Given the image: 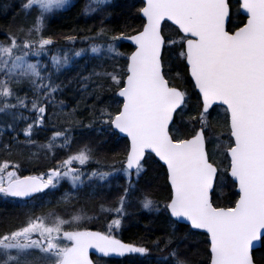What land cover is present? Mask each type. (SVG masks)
<instances>
[{
    "label": "snow or ice",
    "instance_id": "snow-or-ice-1",
    "mask_svg": "<svg viewBox=\"0 0 264 264\" xmlns=\"http://www.w3.org/2000/svg\"><path fill=\"white\" fill-rule=\"evenodd\" d=\"M68 2L23 0L21 11L33 17L31 27L19 30L22 40L10 32L0 42V113L11 117L5 125L11 132H17V122H25L20 132L28 143H33L34 131L44 124L47 104L60 89L51 72L45 75L48 65L39 62L53 44L44 35V21ZM108 2L90 0L84 14ZM233 7L232 0H144L139 13L145 22L135 35H109L101 28L89 38L93 43L88 49L74 52L81 57L103 50L117 62L112 71L93 75L101 91L115 89L110 99L118 107L113 111L96 94L93 108L102 102L104 106L93 112V121L86 126L99 125L97 131L111 138L126 137L119 167L113 164L109 171L88 173L89 182L110 181L114 176L126 181L116 205L101 208L116 214L109 229L121 228L126 204L146 175L148 160L155 158L165 169L169 195L163 207L147 195L140 205L147 211L163 212L173 225L182 221L186 228L206 233L208 264H255L254 244H264V0H236L235 11ZM241 13V22L229 30V22ZM165 22L174 26L178 39L164 35ZM66 39L75 41L76 37ZM120 40L131 41L134 50L127 55L120 52ZM166 46L176 50L184 66V73L177 71L176 77L190 76L197 94L194 107L189 104V91L170 81V73L164 70ZM70 59L67 52L63 57L51 55V67L60 72ZM20 85L30 86L31 101L14 88ZM25 111L32 115L25 116ZM221 112L222 120L218 119ZM213 128L223 131L217 134ZM69 131L55 130L41 147L53 159L57 149L70 151ZM92 159V147L84 145L40 174H23L19 163L0 164V196L31 205L20 226L0 234V264H93L90 249L105 257L136 254L141 264H153L146 246L123 243L110 233L80 230L82 212L70 219L51 210L34 214L35 201L54 194L63 181L73 190L83 188L85 173L76 165L85 166ZM222 168L238 196L226 207L211 199ZM70 195L65 193L57 203L68 202ZM173 236L170 233L167 240L154 242L156 250L167 252L155 264H185L177 248L171 247Z\"/></svg>",
    "mask_w": 264,
    "mask_h": 264
},
{
    "label": "trees",
    "instance_id": "trees-1",
    "mask_svg": "<svg viewBox=\"0 0 264 264\" xmlns=\"http://www.w3.org/2000/svg\"><path fill=\"white\" fill-rule=\"evenodd\" d=\"M12 3L13 0H5L2 7H4V5H11ZM232 4L234 6L233 11H235L236 2L232 1ZM141 6L142 3L140 0H111V3L108 2L106 6L104 5L102 7V10L96 12V15H99L94 18L95 14L93 16L83 14L82 0H78L69 8V11L65 13V16H67L65 19L59 20L53 24L54 29L52 30L54 32L63 31L67 34L73 33L72 36H78L79 33L86 37L88 35H92L90 33H96L103 28L109 35L124 33L129 36L142 28L143 20L139 16V9ZM8 8L9 7H4L3 11L0 13L2 14L0 16V26H2V30H6L9 33L11 31L16 32V29H18L16 25H18V23L15 21V14L11 16ZM78 15H83L82 21L78 20ZM105 15L109 16L107 20L104 18ZM241 19H243L241 15L234 16L231 22L227 25L229 30L232 29L235 24H239ZM13 22L14 24L16 22L14 27L12 26ZM164 35L166 37L178 39L174 27L168 23H165L164 25ZM117 47L118 50L125 55H127L132 49L130 45L122 42H118ZM165 51L167 53L174 51L173 55L175 56V60L172 57L167 59V69H169V64H176L179 68V72L184 73L183 68L179 64L180 61L176 58V50L166 46ZM169 54L171 55L172 53ZM80 60L86 67L82 66L80 68L73 64V66H70V68L66 71L70 77L67 82H64L63 84L67 85V89L70 90H68L67 96L54 97L52 104V124H50V128L46 132V136L48 137L49 134H53V132L57 129H69V135L73 141V145H70V151L57 149L56 158L53 159L52 153H48L46 148L41 147L42 145H45V140L41 139L40 136L42 130H38L37 138L33 140L36 143V162H29L26 159L25 154L27 153V145L32 143L26 142V138L23 136L22 132L20 134V129H17V132H11L6 126H0V164L5 162L10 165L13 163H19L22 165L21 171L23 174H40L41 172H45L49 168L54 167L60 158L65 157L70 153H75L79 147H82L80 145L84 143H90L92 145L90 147H92L94 155L103 154L96 151L98 148L102 147V139L111 138L110 134L106 132L103 134L99 133L97 131L100 127L99 125H94L92 128L86 126L93 121V112H98L99 107L104 106L103 102L109 103L112 110L115 111L118 105L110 99L113 97L115 89L113 88L109 91L107 87H105V89L101 91L96 86L98 83L96 78H85H88L95 72L112 71V63L116 64L117 62L114 60L111 62L108 61V66H97L96 68L95 63L90 65V67H87L86 62H84L85 60ZM184 76H186L189 81L187 75L184 74ZM56 84H58L61 88L62 83ZM96 94L102 96L103 102L97 104V107L94 109L93 104L97 103L95 100ZM71 95L74 96L73 99H71ZM115 99L118 100L117 98ZM189 104L191 105L192 102L189 101ZM62 115L67 116L66 120L65 118H62ZM17 133H19V135H17ZM99 143L101 145H98ZM107 147L112 146L109 144L108 146L103 147V150H106ZM18 149H20L19 151H21L22 156H18ZM31 150L32 148L30 151ZM105 153L110 155L109 152ZM151 160L152 159H149L148 162H151ZM160 172H163L161 166L149 167L146 175H144L136 185L133 192L134 207L132 210L135 226L125 232V238L126 240L130 239L135 241L139 239L143 242L154 243L157 240H167L168 234L174 233L173 240H177L178 238H184L185 240L182 247L179 248V251L182 252L180 259L185 260V264H206L208 260L206 246L199 242V234H196V236H190L187 233V235L176 236L175 234L179 233L172 231L169 228L168 223H165L162 220L163 218H155L156 214L154 210L147 212L140 205V199H142L145 195L149 196L154 201H161L162 198H165L166 194L168 198L169 190L165 184L164 175H161ZM66 187L69 188L67 184L61 183V186L54 191V194L43 197L42 201H35V203H45L47 207L39 212L34 210V214L41 215L42 213L51 210L64 219H67L68 214L64 213L65 206L62 205L61 208L57 205V201L62 197V192L67 190ZM227 195H224L223 197L219 196L220 198L218 197V201H220V203L227 202V204H231L234 197V193L231 191V188L229 194ZM4 199L5 201L3 203L0 202V228L4 227L6 230L9 228L14 230L20 226L22 222H24L26 215L31 210V205H25L23 202L8 198ZM48 201H51V203H47ZM68 208L72 215L77 214V204L69 206ZM95 211V204H91L90 207H88V213L94 214ZM138 218L143 220L139 221ZM75 227L76 225L73 226V228ZM9 231H4V233ZM253 258L256 264H264V244L261 243V247L253 253Z\"/></svg>",
    "mask_w": 264,
    "mask_h": 264
},
{
    "label": "flooded vegetation",
    "instance_id": "flooded-vegetation-1",
    "mask_svg": "<svg viewBox=\"0 0 264 264\" xmlns=\"http://www.w3.org/2000/svg\"><path fill=\"white\" fill-rule=\"evenodd\" d=\"M77 1L78 0H71L72 5ZM3 3H4V0H0V7L3 6ZM21 3H23V0H13V3H12L13 7L11 6L12 4L11 5L9 4V8L12 7L13 10H11V11H14V13H15V21H17V23H18L19 18L23 14V12L21 11ZM71 6H69V2H68V4H66V6L63 9L58 10V11L54 12L53 14L49 15L44 21V28H43L44 35H45V37H50L53 40V44L51 46H49L50 51H53V55H58L60 57H63L65 52H67L69 55V50L71 48H69L68 39H65L64 43H62V45H61L60 43H61L62 39L59 38V35L62 33V31H55L54 32L52 29H54L53 24L55 22L62 20V19H65L67 17V16H65V13H67L69 11V8ZM2 8L4 9V7H2ZM2 11L3 10H1L0 13ZM9 11H10V9H9ZM96 33L93 32V35H95ZM82 36H83V34L78 33L77 37H82ZM64 37L67 38L68 36H64ZM72 37H76V36L74 35ZM173 52L174 51L169 52V53H172L171 54L172 56L169 53L165 54L166 61L169 57H172L175 60V56L173 55ZM179 64L183 68V71H184V66H182L181 63H179ZM45 65H48V68L45 70V75H47L49 72H51V76L53 77L52 81L54 83H62L61 88H60L61 90L57 91L55 95H61L62 97H64L65 95L67 96L68 95L67 94L68 93L67 85H64L63 83L67 82L68 78L70 77L68 75V73H66L65 75H59V72H56L55 69H53L51 67V60H49V62ZM169 65H168L169 69H167V63H166V67L164 70L166 73H170L168 76L170 81H173L174 84L178 87H182V88L187 89L189 91L190 96H191V99L189 101L192 102V104L196 105L197 104V94H195L190 80L188 81L186 76H184L183 79L177 78L175 74L177 71H179L178 66H176V64H169ZM63 69H67V68L65 67ZM62 70H61V72H62ZM187 77L189 79L188 75H187ZM16 90L18 91L20 96H25V94H27L29 101H31L33 99V93L31 91L30 86L25 87V88H19L18 87V89H16ZM51 106H52V101L48 102V104H47V113L45 116V122L47 124H52V122L48 120V117L50 116V113H51ZM23 114H25L28 117H30L32 115L31 113H29L27 111H25ZM23 122L24 121H19L18 125H20V124L22 125ZM111 144L114 145L115 150L121 154L120 160H121V158L123 159L124 151H125V147H126V140L116 136V138H111ZM113 164L114 163H112L110 155H106V154L94 155L93 154V159L88 164H86L85 166H81L84 173H85V175L82 177L85 181V186L83 188H81L79 191L83 190L85 187H98V188H102L103 192L100 195L102 200H100L99 203L95 204V209H96L95 213L90 214L87 212L86 215H84L85 218L82 221H80V223H79L80 230H89V231H98V232H102V233H110V234L114 235L117 239H120L123 243L146 246L149 249H151L149 256H150L151 260L153 261V263H155L158 258H160L164 255H167V252L156 250L154 247V243L143 242L139 239H137L135 241L130 240V239L126 240V238H125V232L127 230L133 228V226H135L133 214H132L133 205H132L131 196L129 198L128 203L126 204V215L122 219V226L120 229H109V224L111 223V220L113 218H116V214L114 211L111 213L101 211L102 207L112 208L116 205L118 197H119V195H121L123 193V188L126 185L125 179L122 176H114V177L110 178V181H103V182L102 181H95V180L92 182L88 181V173H90L93 170H97V169H99L101 171H109L110 166ZM156 165L160 166L154 159H152L151 162H148L145 165V167L147 168V172H148L149 167H157ZM116 166L119 167V164H116ZM160 174L164 175L165 184L168 187L166 177H165V171L163 170V172H160ZM224 175H225L224 177L219 178V180L217 181V184H219L220 179H224L225 183H226V187H227L228 191L230 192L229 183L227 181V174L224 173ZM107 185L110 187V189L105 191V188ZM227 189H226V191H227ZM168 190H169V187H168ZM231 191H232V189H231ZM93 193H95V192L92 190H88V192L86 193V198L88 196L89 199H95L97 197V195H95ZM147 194H149V193H147ZM219 198H218V200H219ZM166 201H167V194H166L165 198L161 199V201L156 200L155 202L157 204H159L161 207H163V204ZM233 201H234V197L231 201V204L233 203ZM214 202L217 203L218 205H225V206L230 205V204H227V202L220 203V201H217V200L216 201L214 200ZM145 211H147V210H145ZM155 214H156L155 218H158V219L163 218L162 220L165 223H168L169 228L172 231H174L175 233H179V234H175L176 236L187 235V233L190 236H193V235L196 236V234H199L197 232L190 230L189 228H186L185 225L180 224L178 222L175 225H173L172 223H170L169 218L163 212H156L155 211ZM138 220L141 221L143 219L138 218ZM199 236H200L199 242L201 244H205L204 240H203V238H204L203 235L199 234ZM184 241H185L184 238H181V239L178 238L177 240H174V243L171 246V247L177 248V251L179 253V258L182 255V252L179 251V248L182 247V244H184ZM164 247H165L164 244L161 243L160 249H164ZM89 258L94 262V264H141V260L136 254H126L123 257L115 256V255H110L109 257H100L95 252L89 251Z\"/></svg>",
    "mask_w": 264,
    "mask_h": 264
},
{
    "label": "rangeland",
    "instance_id": "rangeland-1",
    "mask_svg": "<svg viewBox=\"0 0 264 264\" xmlns=\"http://www.w3.org/2000/svg\"><path fill=\"white\" fill-rule=\"evenodd\" d=\"M109 2L111 3V1L109 0ZM22 4V3H21ZM88 4H90V0H82V5H83V11H84V9H85V6L86 5H88ZM106 4L107 3H105V4H102V5H99V6H93V7H97V10L95 11V12H92L91 14H89V15H94V18L97 16V15H99V14H97L96 15V12L97 11H99V10H102V7L105 5L106 6ZM72 5V2H71V0H69V6H71ZM66 6V5H65ZM12 7H13V5H12ZM12 7H11V9H10V11H9V13H10V15L12 16V15H14L15 13H14V11H11V10H13L12 9ZM83 14H84V12H83ZM2 14H0V16H1ZM85 15V14H84ZM88 16V15H87ZM14 18V17H13ZM32 16H27L26 14H22L21 15V17L19 18V20H18V25H16V27L18 28V29H16V32H12L11 31V33H16L17 35H19V37H20V39L22 40V39H24V36H23V34H21L20 33V29H25V31L29 28V27H31V23H32ZM101 18H102V16H101ZM104 18H106L105 20H107V18H109V16L108 15H105V17ZM78 20L79 21H82L83 20V15H78ZM10 21V20H9ZM17 22V21H16ZM16 22H15V24H16ZM15 24H14V22H13V24H12V26L14 27L15 26ZM15 31V30H14ZM9 32H7L6 30H2V26H0V42H3V41H6V39H7V34H8ZM73 34V33H72ZM72 34H66L65 32H63L62 31V33L59 35V38H61L62 39V41H61V45H62V43H64V41H65V37L64 36H68V37H72V36H70V35H72ZM90 34H92V35H88V36H82V37H77L76 36V39H75V41H69L68 40V42H69V48H71L70 50H69V56L71 57V59H70V61L72 60V59H84L85 61L84 62H86V64H87V67H90V65H93L94 63H95V65H96V68H97V66H108L109 65V62L108 61H112V59H110L109 58V56H110V54L109 53H107L106 51H101L98 55H96V54H91L90 52H85L81 57H75V55H74V52L75 51H77V50H80V49H88L89 48V46H90V44L91 43H93V41L92 40H90L89 38L90 37H94L95 35H93V33H90ZM112 35V34H111ZM114 35H116V34H114ZM98 42V41H97ZM118 42H120V41H118ZM118 42H117V44H118ZM167 52H165V54H166ZM168 54V53H167ZM51 55H53V51H49V54H48V56H42V57H40L39 58V62L40 63H42V64H47L48 62H49V60H50V56ZM31 60H32V62H36V58H31ZM70 61H69V63H70ZM73 64H75L76 66H78V67H82V66H84V67H86L85 66V64H83V62H81V60H78V61H74L73 62ZM115 63H112V66L114 65ZM67 68V67H66ZM66 74V69H63L62 70V72L60 71L59 72V75H65ZM51 78H53L52 76H51ZM91 78H96L93 74L92 75H90L89 77H88V79H91ZM29 85H20V86H14L15 87V89H18V87L19 88H25V87H28ZM68 90H70V89H68ZM191 106H195L194 104H191ZM63 114V113H62ZM25 115V114H24ZM26 116V115H25ZM213 116H216V113L214 112L213 113ZM10 116H7V115H5V114H3V113H0V126H3V127H5V125L7 124V123H9V122H11V118H9ZM62 118H65V120H66V118H67V116L66 115H62ZM218 119H220V120H222L223 119V113L221 112L220 113V116L218 117ZM48 120L49 121H51L52 122V109H51V113H50V116L48 117ZM25 126V122H23L22 123V126H21V124L20 125H18V122H17V129H21V128H23ZM50 128V124H47L46 122L41 126V127H39V128H37V129H39V130H42V132L40 133V136H41V139H44L45 141H48L49 140V138L52 136V134H50L48 137L46 136V132H47V130ZM212 131H214V132H216L217 134L219 133V132H221V131H223V129H216V128H213L212 129ZM34 133H38L37 132V130H35L34 131ZM20 134H21V132H20ZM47 137V138H46ZM34 139L32 138V141H33ZM101 143H102V147H100V148H98V150L96 151V152H101V153H103V154H106L105 152H109L110 153V158H111V160H112V163H114V164H118L117 162L120 160V156H121V154L118 152V151H116L115 150V146L114 145H112L111 144V138H104V139H102L101 140ZM110 144L112 147H107V149L106 150H103V147H105V146H108V145ZM36 143L34 142V143H32V144H30V145H27V153L25 154V157H26V159L29 161V162H36V156H37V154H36ZM84 145H89V146H92L90 143H84V144H82V145H80V146H84ZM98 145H101L100 143L98 144ZM82 147H79L78 149H80V148H82ZM19 148V147H18ZM32 148V150L30 151V149ZM97 149V148H96ZM20 149H18V156L19 155H21L22 156V153H21V151H19ZM112 151V152H111ZM98 155V154H97ZM106 155H109V154H106ZM64 157H62V158H60V159H63ZM59 159V160H60ZM121 160H122V158H121ZM58 162V161H57ZM77 167H81L80 165H76ZM224 171H223V168H222V170H221V174H220V177H224L225 175H224ZM71 186V185H70ZM110 189V187L107 185L106 186V188H105V191H107V190H109ZM226 189H227V187H226V183H225V180L224 179H220V181H219V184H218V187H217V191H216V193H217V195H215L214 194V200L216 201H218V197L220 196V197H223L224 195H227V194H229L228 193V189H227V191H226ZM88 190H92V191H94L95 193H93V194H95V195H97V197L95 198V199H89L88 198V196H87V198H86V193L88 192ZM103 192V189L102 188H98V187H85L83 190H81V191H76V190H73V189H71V188H69V189H67V190H65V191H63L62 192V197L65 195V193H71V195L69 196V200H68V202H66V203H64V202H61V203H57V205L58 206H60L61 208H62V205H64L65 206V214H68V218L67 219H70L71 218V216H73L70 212H69V206H73V205H76L77 204V214H80L81 212L84 214V215H86V213L88 212V207H90V205L91 204H96L97 202L99 203V201L100 200H102L101 199V193ZM5 197H2V196H0V202L1 203H3L4 201H5V199H4ZM61 199H59L58 201H60ZM131 200H132V205H133V202H134V198H133V193H132V195H131ZM92 201V202H91ZM73 202H75V203H73ZM9 204V203H8ZM40 204L41 203H36V208L34 209L36 212H39L40 210H42V209H44V208H46L47 207V205L45 204V207L44 208H41L40 207ZM134 207V206H133ZM61 212V211H60ZM76 214V215H77ZM132 214H133V211H132ZM73 226H75V225H73ZM80 227V226H79ZM9 231V230H11V228H9V229H5L4 227H2V228H0V234H3L4 233V231ZM203 240H204V245L206 246V252H207V255H208V247H207V242H206V240L203 238ZM207 262H208V260H207ZM207 264V263H206Z\"/></svg>",
    "mask_w": 264,
    "mask_h": 264
},
{
    "label": "water",
    "instance_id": "water-1",
    "mask_svg": "<svg viewBox=\"0 0 264 264\" xmlns=\"http://www.w3.org/2000/svg\"><path fill=\"white\" fill-rule=\"evenodd\" d=\"M142 2H143V4H144V0H141ZM140 14V13H139ZM241 15L243 16L244 14L243 13H241ZM140 17L142 18V20L144 21V18L142 17V15L140 14ZM145 22V21H144ZM167 23H169L170 24V22H167ZM142 29V28H141ZM136 34V33H135ZM135 34H133V35H135ZM126 43H128V44H130V45H132L131 44V41H129V40H124ZM132 46H134V45H132ZM120 137H122V138H126V137H123L122 135H120V134H118ZM230 177V176H229ZM230 179H231V177H230ZM170 186V185H169ZM235 191L237 192V190H236V188H235ZM14 199V198H13ZM179 223H181V224H184V222H179ZM185 225V224H184ZM194 231H198V232H202V233H204L202 230H194ZM204 234H206V233H204ZM259 246H260V242H255V244H254V247H253V249H252V251H254V250H256L257 248H259ZM90 250H92V251H94L95 253H97L98 255H101L102 256V254H100V253H98V252H96L95 251V249H90ZM89 250V251H90Z\"/></svg>",
    "mask_w": 264,
    "mask_h": 264
},
{
    "label": "bare ground",
    "instance_id": "bare-ground-1",
    "mask_svg": "<svg viewBox=\"0 0 264 264\" xmlns=\"http://www.w3.org/2000/svg\"><path fill=\"white\" fill-rule=\"evenodd\" d=\"M1 10H3V8H1V7H0V11H1ZM73 98H74V96H73V95H71V99H73Z\"/></svg>",
    "mask_w": 264,
    "mask_h": 264
}]
</instances>
